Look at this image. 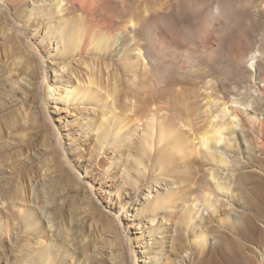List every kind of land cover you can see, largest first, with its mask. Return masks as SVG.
Returning <instances> with one entry per match:
<instances>
[{
	"label": "rangeland",
	"instance_id": "1",
	"mask_svg": "<svg viewBox=\"0 0 264 264\" xmlns=\"http://www.w3.org/2000/svg\"><path fill=\"white\" fill-rule=\"evenodd\" d=\"M211 1L167 86L125 27L174 0H0V264H264V0ZM207 99L239 116L227 165L194 146Z\"/></svg>",
	"mask_w": 264,
	"mask_h": 264
},
{
	"label": "bare ground",
	"instance_id": "2",
	"mask_svg": "<svg viewBox=\"0 0 264 264\" xmlns=\"http://www.w3.org/2000/svg\"><path fill=\"white\" fill-rule=\"evenodd\" d=\"M69 1L70 0H54L53 4L56 12L58 14H63L65 12L64 14H66L68 11L67 4ZM37 3L39 4L41 2L38 1ZM211 3V0H174V3L169 4L163 13H155L149 17H138L135 14L128 18L125 29H127L128 34L132 37V46L138 50V58L141 59V62L144 65L146 62L147 65H150L151 58H149V56L146 54L147 52L143 48L141 41H149L150 34L154 33L156 35L155 37H162V44H164L165 51L172 53L168 55V57L170 56L172 63L166 67L167 75L164 79H161L167 84V86H174L176 83L183 81L187 77V70L185 69L187 64H181L178 57L176 56L177 54H175L177 53L176 51L178 49L182 48L179 34H182V32L185 33L184 31L186 29L190 31L188 28H192L193 30L194 28L199 29L202 23L209 21L210 19L213 21L212 17H216V14H219V12L209 9ZM124 11L128 13L130 10L129 8H124ZM139 32L141 33L140 37ZM208 41L209 40L206 38V42ZM193 73H197V71H193ZM85 89L86 86L79 85L78 91H83L86 94L87 92ZM55 91L56 89L52 87V96L55 95ZM74 91L76 92V90ZM214 100L207 99L206 101L207 109L205 112L209 116L208 130L200 138L194 140V146L197 147V151H201L208 155L211 158V161L213 160L214 163H217L219 166L227 165V160L230 156L226 155H228L229 150L233 149L234 143L237 142L239 116L236 113V108L228 107L227 103L225 102L219 105L220 110L217 116H215L216 114H212V109L216 102ZM153 129L155 130V125L153 126ZM168 133L170 132L164 131L162 134L160 133L159 142L165 141L166 135H168ZM218 172L214 169L210 177L214 181L217 190L223 192V190H225L226 184H224V178L220 177L221 172ZM201 211L202 210L197 209L195 211L196 215L202 217Z\"/></svg>",
	"mask_w": 264,
	"mask_h": 264
}]
</instances>
